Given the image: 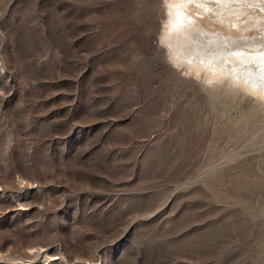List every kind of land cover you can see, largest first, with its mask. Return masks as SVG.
Wrapping results in <instances>:
<instances>
[{
  "label": "rangeland",
  "instance_id": "obj_1",
  "mask_svg": "<svg viewBox=\"0 0 264 264\" xmlns=\"http://www.w3.org/2000/svg\"><path fill=\"white\" fill-rule=\"evenodd\" d=\"M263 43L264 0H0V264H264V102L227 86Z\"/></svg>",
  "mask_w": 264,
  "mask_h": 264
},
{
  "label": "bare ground",
  "instance_id": "obj_2",
  "mask_svg": "<svg viewBox=\"0 0 264 264\" xmlns=\"http://www.w3.org/2000/svg\"><path fill=\"white\" fill-rule=\"evenodd\" d=\"M236 23V22H235ZM190 26V25H189ZM233 28V27H232ZM247 30V29H246ZM245 30V31H246ZM257 30V29H256ZM248 31V30H247ZM261 33H263V32H261ZM247 34V33H246ZM253 35V34H252ZM230 36H231V34H230ZM234 36V35H233ZM221 38V37H220ZM238 38H239V36H238ZM230 39V38H229ZM241 39V38H240ZM255 39V38H254ZM250 40V39H249ZM262 40V39H261ZM219 41V40H218ZM229 41V40H228ZM237 41V40H236ZM239 41V40H238ZM246 41H247V39H246ZM221 42V41H220ZM226 42V41H225ZM259 42V41H258ZM224 43V42H223ZM248 43V42H247ZM215 44H217V43H215ZM214 44V45H215ZM222 44V43H221ZM232 44V43H231ZM242 44V43H241ZM261 44V43H260ZM264 44V43H263ZM228 45V44H227ZM253 45V44H252ZM240 46V45H239ZM220 47V46H219ZM228 47V46H227ZM234 47H235V45H234ZM216 48V47H215ZM233 49H235V48H233ZM250 49V48H249ZM182 50H184V49H182ZM236 50V49H235ZM221 51V50H220ZM255 51V50H254ZM261 51V50H260ZM255 53V52H254ZM258 53V52H257ZM264 53V52H263ZM220 54V53H219ZM246 55V54H245ZM244 55V56H245ZM255 55V54H254ZM263 55V57H264V54H262ZM239 56V55H238ZM243 55H242V57H244ZM247 56H249V55H247ZM247 56H245V57H247ZM260 56V55H259ZM236 58V57H235ZM248 58V57H247ZM262 58V57H261ZM242 59V58H241ZM256 59H260V57H258V58H256ZM263 59V58H262ZM221 60V59H220ZM200 62V61H199ZM226 63V62H225ZM252 63H254V62H252ZM252 63H249V64H252ZM231 64V63H230ZM234 64V63H233ZM263 65H264V63H262ZM262 65V66H263ZM254 66V65H253ZM262 66H261V68H262ZM226 67V66H225ZM187 68V67H186ZM227 68V67H226ZM257 68V67H256ZM251 70H253L252 68H251ZM258 70H260L259 69V66H258ZM196 72V71H195ZM221 72H222V70H221ZM256 72V71H255ZM257 72H259V71H257ZM256 72V73H257ZM252 73V72H251ZM262 73V72H261ZM260 73V74H261ZM205 74V73H204ZM228 74V73H227ZM208 75H209V73H208ZM252 76V75H251ZM258 76H261V75H258ZM219 79V80H218ZM220 80H223V78L220 76V74H217V76H212L210 79H209V81L210 82H212L213 83V81L214 82H216L217 83V81L219 82ZM249 80V81H248ZM248 80H245V81H242V82H240L239 80H235V79H231L230 77H229V80H227L228 81V87L229 88H232V87H235V86H239V85H241L242 86V88H244V90H246L245 92H250V93H253V95L254 94H256V97L258 96V98L260 99V100H262V102H264V87L262 88V86H264V75L263 76H261V81H259L258 79H254L253 77H250ZM237 81H239V82H237ZM221 82V81H220ZM240 83V84H239ZM241 88V87H240ZM243 90V91H244ZM233 91V90H232ZM261 93V94H260ZM257 94H259V95H257Z\"/></svg>",
  "mask_w": 264,
  "mask_h": 264
}]
</instances>
